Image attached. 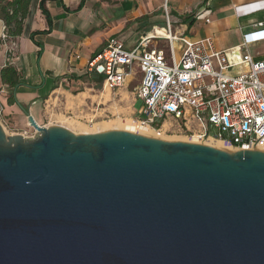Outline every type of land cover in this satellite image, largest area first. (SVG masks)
Returning a JSON list of instances; mask_svg holds the SVG:
<instances>
[{
  "label": "water",
  "instance_id": "95a60500",
  "mask_svg": "<svg viewBox=\"0 0 264 264\" xmlns=\"http://www.w3.org/2000/svg\"><path fill=\"white\" fill-rule=\"evenodd\" d=\"M0 123V264H264V151Z\"/></svg>",
  "mask_w": 264,
  "mask_h": 264
},
{
  "label": "built area",
  "instance_id": "2783aa9c",
  "mask_svg": "<svg viewBox=\"0 0 264 264\" xmlns=\"http://www.w3.org/2000/svg\"><path fill=\"white\" fill-rule=\"evenodd\" d=\"M164 8L169 25L167 2ZM210 14L207 9L196 18L210 22ZM257 27L244 35V46L264 41V22ZM160 39L166 46L154 43ZM0 41L8 53L15 52L16 43L9 40L5 26ZM87 67L104 77L110 91L126 87L139 68L143 73L135 92L143 101L139 121L159 137L181 133L198 142L215 137L240 150L264 144V57L242 49L218 50L212 37L146 34L132 48L111 37Z\"/></svg>",
  "mask_w": 264,
  "mask_h": 264
},
{
  "label": "crops",
  "instance_id": "0c3cea01",
  "mask_svg": "<svg viewBox=\"0 0 264 264\" xmlns=\"http://www.w3.org/2000/svg\"><path fill=\"white\" fill-rule=\"evenodd\" d=\"M39 2L32 3L24 34L11 40L16 43L12 56L0 41V106L6 120L25 122V118L29 125L23 105L37 121L42 104L54 91L80 82L86 71L91 72L88 60L102 51L111 37H118L132 48L142 36L162 28L172 35L212 37L218 50L242 49L256 58L264 57V41L243 44L244 35L258 29V22H264V0H47L51 29L35 35L42 47L30 38L33 31L49 29ZM165 2L169 25L163 10ZM207 9L211 11L210 22L196 18ZM4 26L0 19V40ZM132 41L136 42L130 45ZM8 62L16 66L21 76L22 84L13 90L19 104L9 103L12 89L1 78V70ZM134 83L122 88L128 89ZM139 83L138 80L131 91L136 111Z\"/></svg>",
  "mask_w": 264,
  "mask_h": 264
},
{
  "label": "rangeland",
  "instance_id": "374dc122",
  "mask_svg": "<svg viewBox=\"0 0 264 264\" xmlns=\"http://www.w3.org/2000/svg\"><path fill=\"white\" fill-rule=\"evenodd\" d=\"M163 10L165 14V8ZM135 42L132 41L130 45ZM158 42L159 46H166L165 40ZM13 52L8 54L12 56ZM142 74L141 70L136 68L135 75L130 77V82H135L131 87L128 89L122 88L119 91H110L105 87L104 81H100L98 75L94 72L86 71L80 82L61 87L47 98V101L42 104L37 122L44 127L64 126L76 134L98 133L116 129L124 130L121 129L122 126H119L120 121L121 123L130 121L132 124L128 123L133 125L134 123L131 120H140L138 111L133 108L135 97L131 91H134V86L142 77ZM142 104L143 101L138 99L135 103V108L139 109ZM4 118L6 117H1L0 122L4 124V130L7 135L22 134L27 138H34L38 135V131L29 122V125L26 124L25 118H23L25 122L5 119L7 124L3 122ZM160 121L161 119H158L157 123L159 124ZM154 135H156L155 132ZM160 138L169 141L196 142L191 140V137L181 133L167 134ZM205 140L200 142L203 143Z\"/></svg>",
  "mask_w": 264,
  "mask_h": 264
},
{
  "label": "trees",
  "instance_id": "16d2710c",
  "mask_svg": "<svg viewBox=\"0 0 264 264\" xmlns=\"http://www.w3.org/2000/svg\"><path fill=\"white\" fill-rule=\"evenodd\" d=\"M33 1L34 0H0V19L4 21L5 32L10 40L22 36L24 34L25 22L30 14ZM46 1L47 0H40L39 8L41 9L42 13L45 15L47 19V22L49 23V29L43 31L40 30L33 31L30 34V38L41 47L42 44L35 40V35L38 33L49 32L52 25V18L46 7ZM82 5L83 2L79 6V8ZM1 78L3 83L7 84L12 89V92L8 100L9 103L19 104V101L15 97V92L13 93V90L22 84V82L20 81L21 76L16 66L8 62L6 66H4L1 70ZM99 78L101 82L104 81L103 76H99ZM21 106L24 107L23 105Z\"/></svg>",
  "mask_w": 264,
  "mask_h": 264
},
{
  "label": "bare ground",
  "instance_id": "6f19581e",
  "mask_svg": "<svg viewBox=\"0 0 264 264\" xmlns=\"http://www.w3.org/2000/svg\"><path fill=\"white\" fill-rule=\"evenodd\" d=\"M169 34L170 33L168 31H165L162 28H156L155 31H151V32L148 33L150 38H153V37L158 36V35H169ZM125 97H126V93H125ZM124 121H126V120H124ZM131 121L135 124V125L133 124L134 126L131 125L132 123L130 121H127V123H121V121H120L119 122V126L123 127V128L121 127V129H124V130H127V131H131V132H134V133H139V134L146 135V136H150L151 135V137H158V136H156L157 134L154 135L155 131H154V129L152 127L143 124L139 120H137V121L131 120ZM128 122H130L131 124L128 123ZM136 126H138V128L139 127L140 128L138 129V128H136ZM158 138H160V137H158ZM191 140H195V139H191ZM172 141H177V140H172ZM195 141L198 143L197 140H195ZM205 142H203V143H205L207 145H211V146L219 148V149H224V150H228V151H232V152L238 150L230 142H228L226 140H223V139H218V138H215V137H209V138H207L205 140ZM199 143H201V142H199ZM256 149L264 151V144L259 145L258 147H256Z\"/></svg>",
  "mask_w": 264,
  "mask_h": 264
}]
</instances>
